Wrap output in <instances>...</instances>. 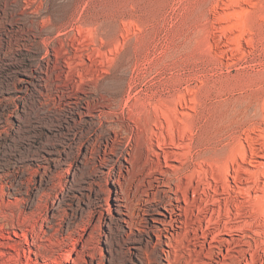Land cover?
Segmentation results:
<instances>
[{
    "label": "rangeland",
    "instance_id": "rangeland-1",
    "mask_svg": "<svg viewBox=\"0 0 264 264\" xmlns=\"http://www.w3.org/2000/svg\"><path fill=\"white\" fill-rule=\"evenodd\" d=\"M162 93L163 106L197 125L198 173L220 201L205 220L241 229L212 244H231L225 264H249L251 247L236 241L264 221V0H0V223H34L41 237L31 248L42 255L64 247L50 256L57 262L34 264H168L164 242L184 229L165 230L170 214L155 192L179 165L162 152L176 150L154 145L149 159L134 150L109 181L85 159L123 108Z\"/></svg>",
    "mask_w": 264,
    "mask_h": 264
},
{
    "label": "bare ground",
    "instance_id": "bare-ground-1",
    "mask_svg": "<svg viewBox=\"0 0 264 264\" xmlns=\"http://www.w3.org/2000/svg\"><path fill=\"white\" fill-rule=\"evenodd\" d=\"M50 13L47 19L51 21L53 20V15ZM60 13H53L55 14L54 18H59L58 15ZM87 85H90V83ZM167 98L168 95L164 93L148 96L145 99L137 98L136 105L123 108V115L121 118H117L111 137L103 145L97 147L88 146L85 159H94L95 164L97 162L107 168V171L97 169V172L102 176L104 175L105 179L109 181L112 177H120L122 169L126 168L121 163L120 157L131 155L134 150L138 151V155H144L149 159L151 158V151L154 145L161 150L164 148L175 149L176 152L173 150L169 152L163 150L162 152L165 157L177 160L179 165L175 172L164 179L165 181L167 180L168 190H158L155 195L161 207L166 208L170 214L171 219L166 222L165 230L169 231L177 223H180L178 226L184 230L179 233L180 235L175 241H171L170 237H167L169 240L164 243L169 245V248L163 251L165 259L168 264H225L223 259L229 255V249L232 248L231 244L226 243L227 250L223 252L219 245L212 244V239L219 234H233V231L241 229L230 226L229 223L232 220H211V218L205 220L208 213L214 210L211 205H218L220 201L216 197L217 190L212 187L209 175L200 176L198 173L200 163L197 125L193 121V116L188 112L179 109L177 106H163L161 101ZM88 107L92 109L93 105H88ZM47 153L53 154L54 149H47ZM109 154H112V156H109ZM166 154L168 155L166 156ZM33 159L38 160V157H33ZM128 159L131 160V158L126 157L127 161ZM11 168V170L19 168V164H13ZM226 173L228 174V171ZM234 178L237 179L235 182L240 181L238 178ZM155 179L160 181L159 177H155ZM119 184L121 192H123L125 188H123L121 182ZM169 193H173L176 196L172 197ZM181 202L185 204V220H178L177 217L179 215L177 210L180 209ZM115 206L118 207L119 205L115 204ZM237 207L238 212L236 213L241 214L240 210L243 207L241 201L237 200ZM94 213V211H91L89 214L93 217ZM219 215L221 216V213ZM17 222L19 220H7L0 223V247L5 249H0V264H34L33 262L36 260L38 262L41 256L43 260L47 258L52 262L58 261L59 258H51L50 256L56 253L59 255L63 253L61 250L64 247L59 242L56 241L57 243L53 244L57 245L58 248H49L51 254L47 255L44 252L45 250H43L45 254L42 252L44 254L42 255L37 249L33 250L31 248L37 244V240L41 237L35 229H29L35 226L34 223L22 222L18 224ZM85 223L72 225L68 223L66 228L74 226L85 230L83 228ZM56 224L60 228L63 226L61 222ZM39 225H43V223ZM5 227L10 230H5ZM49 227L54 230L53 235H57L56 230L58 228L54 227V223L50 224ZM16 229H19L21 233ZM242 231L247 239L242 236L236 243L251 247L249 251L251 261L249 264L256 262L262 264L261 249L257 245L261 244L264 246V239L258 240L260 235L264 236V221L252 220L251 225L247 229H242ZM11 232L14 237L18 238V241L11 237ZM228 242L235 244L233 240ZM151 243V239L145 241L146 245H151ZM218 243H223V241L218 240ZM23 260L25 261L23 262ZM237 262L240 264L246 263V257L243 260L238 258Z\"/></svg>",
    "mask_w": 264,
    "mask_h": 264
}]
</instances>
